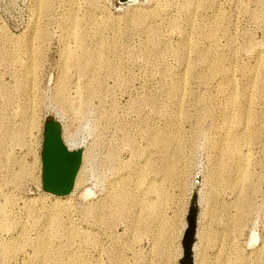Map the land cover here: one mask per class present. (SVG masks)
<instances>
[{
  "label": "rangeland",
  "instance_id": "1",
  "mask_svg": "<svg viewBox=\"0 0 264 264\" xmlns=\"http://www.w3.org/2000/svg\"><path fill=\"white\" fill-rule=\"evenodd\" d=\"M71 1L0 0V264H181L194 199L205 264H264V0Z\"/></svg>",
  "mask_w": 264,
  "mask_h": 264
},
{
  "label": "water",
  "instance_id": "2",
  "mask_svg": "<svg viewBox=\"0 0 264 264\" xmlns=\"http://www.w3.org/2000/svg\"><path fill=\"white\" fill-rule=\"evenodd\" d=\"M42 149V187L47 193L64 197L70 194L82 165L83 151H70L63 140L60 122L49 120L44 126ZM197 200L192 201L191 216L184 242L181 264H194V244L197 239Z\"/></svg>",
  "mask_w": 264,
  "mask_h": 264
},
{
  "label": "bare ground",
  "instance_id": "3",
  "mask_svg": "<svg viewBox=\"0 0 264 264\" xmlns=\"http://www.w3.org/2000/svg\"><path fill=\"white\" fill-rule=\"evenodd\" d=\"M160 1L161 0H152V2H156L158 5H159V3H160ZM72 2V4H73V6H72V11L74 10V8H75V5H76V0H72L71 1ZM90 2H93V3H95L96 2V0H91ZM40 3H42V1L40 2ZM92 4V3H91ZM90 4V5H91ZM92 6V5H91ZM41 7V6H40ZM40 11V10H39ZM44 13V12H43ZM73 13V12H72ZM40 14V13H39ZM74 14V13H73ZM38 16H40V15H38ZM43 16V15H42ZM76 19V18H75ZM72 20V19H71ZM137 20H139L138 18H137ZM77 22V21H76ZM138 22V21H137ZM141 22V21H140ZM140 22H138V24L140 23ZM73 23H74V21H73ZM76 24V23H75ZM73 25V24H72ZM70 28H72V27H70ZM74 28V27H73ZM72 31V30H71ZM72 33H74V31H72ZM73 35V34H72ZM69 57H70V59H71V61H72V63H76L77 61H79L80 59V57L76 54V53H74V52H71L70 53V55H69ZM94 59V58H93ZM98 59V58H97ZM95 60V59H94ZM96 64L97 63H99V62H95ZM94 63V64H95ZM83 64H84V66H85V68H88V67H90L91 66V64H93V62L92 61H85V62H83ZM106 64V63H105ZM71 65V64H70ZM68 105L69 106H71V107H73V102L71 103H68ZM3 131V130H2ZM28 131H29V126H27V127H24L23 128V133L24 134H26V133H28ZM17 135V134H16ZM20 135V134H19ZM18 136V135H17ZM22 138V137H21ZM63 140H64V143H65V145H66V147L70 150V151H75V150H78V148H79V146H78V143L73 139V137L70 135V134H68L67 132H65V128H63ZM22 143V142H21ZM2 150V149H1ZM0 150V151H1ZM2 153V152H1ZM6 153V154H5ZM5 153H4V155L6 156L8 153L5 151ZM87 161V155H86V153H84L83 154V160H82V163L84 162H86ZM23 164V163H22ZM21 166V165H20ZM9 167V166H8ZM25 167H26V165H25ZM29 166H27V168H28ZM30 169V168H29ZM27 169H25V168H23V166L21 167V172H20V177H22V176H24L26 173H27V171H26ZM17 176V175H16ZM15 176V177H16ZM6 177V176H5ZM14 177V178H15ZM19 178V177H18ZM19 180V179H18ZM83 186V177H82V165H81V167H80V169H79V171H78V174H77V176H76V179H75V183H74V188H73V190H72V192L70 193V194H68V195H66V196H64V197H61V196H56V195H54V196H56L55 198H56V200H57V202H59V201H63V198H70L71 196H73L78 190H80V189H82L81 187ZM120 191V190H119ZM119 191H117L118 193H119ZM50 194V193H49ZM94 193L91 191V190H86L84 193H83V195L87 198V197H91L90 195H93ZM53 195V194H52ZM111 196V195H110ZM125 198V197H124ZM112 199V198H111ZM120 199V198H119ZM119 199H118V201H119ZM117 200V199H116ZM123 200V199H122ZM121 202V201H120ZM61 203V202H60ZM114 203V202H113ZM143 203V202H142ZM126 204V203H125ZM136 205V204H135ZM130 206V205H129ZM121 208V207H120ZM132 208V207H131ZM130 208V209H131ZM119 209V208H118ZM120 210V209H119ZM92 211V210H91ZM122 211V210H121ZM124 211H126V210H124ZM127 212V211H126ZM135 226V225H134ZM199 232H198V234H197V239H199ZM252 237V239H251V246L252 247H255L254 246V244L256 243V241H257V238L255 237V235H252L251 236ZM259 240V239H258ZM196 244H194V264H205V261H204V259H203V252L201 251V247H200V251L198 252V242H195ZM228 246V245H227ZM205 249V248H204ZM203 249V250H204ZM219 249V248H218ZM220 250H222V249H220ZM230 250V249H229ZM205 251V250H204ZM216 251V250H215ZM225 251H227V250H225ZM220 253V252H219ZM217 256H219L218 254H216ZM220 255H222V254H220ZM238 255V254H237ZM207 259V258H206ZM211 259V258H210ZM209 259V260H210ZM213 259V258H212ZM218 259V258H217ZM223 259V258H222ZM216 260V259H215ZM224 260V259H223ZM219 261H221V260H219ZM224 262H226V261H224ZM229 262V261H228ZM211 263V262H210ZM221 263V262H220ZM231 263H232V261H231ZM237 263L238 264H242L241 263V261H237ZM223 264V263H222ZM227 264V263H226Z\"/></svg>",
  "mask_w": 264,
  "mask_h": 264
}]
</instances>
